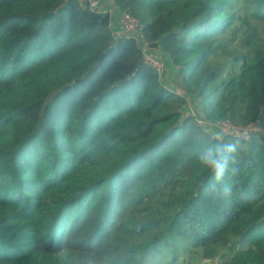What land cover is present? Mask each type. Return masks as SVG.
I'll return each mask as SVG.
<instances>
[{"label": "trees", "instance_id": "1", "mask_svg": "<svg viewBox=\"0 0 264 264\" xmlns=\"http://www.w3.org/2000/svg\"><path fill=\"white\" fill-rule=\"evenodd\" d=\"M114 3L140 44L80 0H0V264H131L167 239L207 253L233 237L216 264H264V134L214 136L191 114L264 131V0L251 19L227 15L234 0ZM238 20L242 51L207 73ZM233 142L238 173L217 182L198 158ZM150 203L163 212L141 219Z\"/></svg>", "mask_w": 264, "mask_h": 264}, {"label": "rangeland", "instance_id": "2", "mask_svg": "<svg viewBox=\"0 0 264 264\" xmlns=\"http://www.w3.org/2000/svg\"><path fill=\"white\" fill-rule=\"evenodd\" d=\"M254 1L258 0H234L235 8L227 15L235 14L236 16H242L247 14V17L251 19V10H248V5ZM112 4H110L109 7H111ZM241 25L242 22L238 20L235 23L234 28L227 30L224 35L214 36L212 38L213 45L211 47H214V54L210 57L209 62L205 66V71L207 73L211 72L216 67L224 66L225 64L230 65V61L239 53V51H242V46L237 43L240 33H234L233 35L234 30L241 28ZM209 45L211 44L209 43ZM229 74L230 73L227 70L219 81L227 79ZM192 111L194 110L192 109ZM193 121L195 122L194 119ZM194 122L193 124H195ZM194 133H198L196 128L193 130V134ZM137 186L141 185L138 184ZM163 204H166V200H164ZM148 207L149 209L141 214V219L144 217L155 216V213L163 212L164 210V206L161 207L159 204L155 205L150 203ZM236 241L237 238L233 237L231 238L230 245L226 247H212L207 253H205L202 249H194L191 241L188 239H167V244L169 243V246H164L159 255L154 258L140 256L131 264H216L226 258L227 254L230 253L231 245ZM68 254L70 253L65 252L62 255L67 256Z\"/></svg>", "mask_w": 264, "mask_h": 264}, {"label": "built area", "instance_id": "3", "mask_svg": "<svg viewBox=\"0 0 264 264\" xmlns=\"http://www.w3.org/2000/svg\"><path fill=\"white\" fill-rule=\"evenodd\" d=\"M81 3L88 5L91 9L98 10L104 14L111 15V28H115L114 36L119 37H132L136 38L140 44L141 39V27L139 21L128 13H121L117 15V7L113 0H80ZM113 3V4H112ZM112 4L111 7L109 5ZM145 62L150 65L162 79L164 74L167 72V67L165 60L160 54L159 50L151 51L149 47H143ZM197 122V124L205 128L209 133L214 136L224 137L229 136L235 139L250 140L254 133L264 131L258 124H248L245 126H237L230 121H216L209 122L200 119L196 116V113L192 111L191 113Z\"/></svg>", "mask_w": 264, "mask_h": 264}, {"label": "clouds", "instance_id": "4", "mask_svg": "<svg viewBox=\"0 0 264 264\" xmlns=\"http://www.w3.org/2000/svg\"><path fill=\"white\" fill-rule=\"evenodd\" d=\"M239 143H226L224 145H213L201 152L199 160L202 165L209 169L214 174L217 182H222L226 173L236 175L238 168L230 164H235L238 157ZM232 187L229 184H223V187L218 190V195L222 197L230 196Z\"/></svg>", "mask_w": 264, "mask_h": 264}]
</instances>
